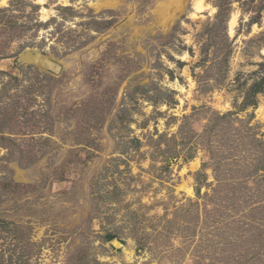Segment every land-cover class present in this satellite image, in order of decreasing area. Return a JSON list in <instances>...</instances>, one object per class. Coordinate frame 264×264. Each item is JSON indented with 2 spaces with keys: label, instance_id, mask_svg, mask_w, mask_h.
Returning <instances> with one entry per match:
<instances>
[{
  "label": "rangeland",
  "instance_id": "rangeland-1",
  "mask_svg": "<svg viewBox=\"0 0 264 264\" xmlns=\"http://www.w3.org/2000/svg\"><path fill=\"white\" fill-rule=\"evenodd\" d=\"M196 2L0 0V264H264V0Z\"/></svg>",
  "mask_w": 264,
  "mask_h": 264
},
{
  "label": "trees",
  "instance_id": "trees-1",
  "mask_svg": "<svg viewBox=\"0 0 264 264\" xmlns=\"http://www.w3.org/2000/svg\"><path fill=\"white\" fill-rule=\"evenodd\" d=\"M263 91H264V77L262 78L261 84H255L252 87V89L250 90V95L255 96V95H258L260 93H263ZM249 97H248V100H249ZM245 105H249V106H254L255 107V106H257V102L254 101V100L250 101V102L246 101ZM224 117H226V116H224ZM224 117H222V118H224ZM115 239H116V237L113 236V235H110L108 237V241H113Z\"/></svg>",
  "mask_w": 264,
  "mask_h": 264
},
{
  "label": "bare ground",
  "instance_id": "bare-ground-1",
  "mask_svg": "<svg viewBox=\"0 0 264 264\" xmlns=\"http://www.w3.org/2000/svg\"><path fill=\"white\" fill-rule=\"evenodd\" d=\"M39 2H41L43 4L45 2V0H39ZM195 6L197 8H199V0H197ZM43 12L47 13V11L45 9L43 10ZM236 24H237V16L233 15V17L231 18V21H230V32L231 33H234V29H235ZM29 58L35 59V60L37 59L38 62L43 61V59L40 56L36 58V56L29 54Z\"/></svg>",
  "mask_w": 264,
  "mask_h": 264
},
{
  "label": "water",
  "instance_id": "water-1",
  "mask_svg": "<svg viewBox=\"0 0 264 264\" xmlns=\"http://www.w3.org/2000/svg\"><path fill=\"white\" fill-rule=\"evenodd\" d=\"M32 53V52H31ZM41 57V55L40 54H37L36 55V58L37 57ZM36 64H37V59H36V62H35ZM43 68H50V69H55V66H54V64L49 60V59H47V58H45V60H43L42 62H41V64H40Z\"/></svg>",
  "mask_w": 264,
  "mask_h": 264
}]
</instances>
